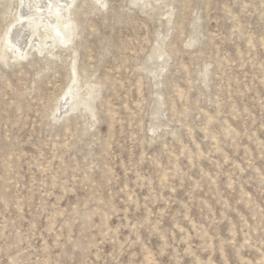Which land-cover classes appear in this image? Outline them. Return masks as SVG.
Segmentation results:
<instances>
[{"label":"rangeland","instance_id":"obj_1","mask_svg":"<svg viewBox=\"0 0 264 264\" xmlns=\"http://www.w3.org/2000/svg\"><path fill=\"white\" fill-rule=\"evenodd\" d=\"M32 4L0 0V264H264V0H75L16 56Z\"/></svg>","mask_w":264,"mask_h":264},{"label":"bare ground","instance_id":"obj_2","mask_svg":"<svg viewBox=\"0 0 264 264\" xmlns=\"http://www.w3.org/2000/svg\"><path fill=\"white\" fill-rule=\"evenodd\" d=\"M32 1L33 4L30 8L33 10L28 11V14L20 11L16 21L11 24L9 30L4 34L6 47L10 49V51L16 56H24L29 53V51L26 50V46L28 44H31V42L36 39L32 38L33 36H39L38 33L40 31L44 32L42 37H44L45 40L42 41L37 37L36 40L38 45L36 48L41 52L42 46H46L47 39H49V52L50 49L54 48V46H57V44H59L60 42L65 43L66 41H68V36L70 33L69 29H72L70 28V26H72V20L68 17V12L71 10L70 5L75 0ZM20 2L22 4H27L28 0H20ZM18 25H21V28L19 27L20 29H18V31L23 32L22 35L26 36V40L21 42H17L14 37V33ZM42 51H44V49ZM69 99H72V97L67 95L66 100L68 101Z\"/></svg>","mask_w":264,"mask_h":264}]
</instances>
